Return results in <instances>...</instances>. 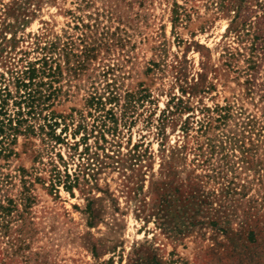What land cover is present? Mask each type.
<instances>
[{
  "label": "rangeland",
  "instance_id": "374dc122",
  "mask_svg": "<svg viewBox=\"0 0 264 264\" xmlns=\"http://www.w3.org/2000/svg\"><path fill=\"white\" fill-rule=\"evenodd\" d=\"M0 204V264H264V0H0Z\"/></svg>",
  "mask_w": 264,
  "mask_h": 264
},
{
  "label": "trees",
  "instance_id": "16d2710c",
  "mask_svg": "<svg viewBox=\"0 0 264 264\" xmlns=\"http://www.w3.org/2000/svg\"><path fill=\"white\" fill-rule=\"evenodd\" d=\"M42 51H44V48H42ZM42 61L44 62L42 67L45 69V66L48 64V62H46L44 59ZM33 67H35V66L30 64L28 66L29 71L35 72V68H33ZM1 133H3V132L1 131ZM11 212H12V210L9 206H3L0 204V218L2 215H5V214L9 215Z\"/></svg>",
  "mask_w": 264,
  "mask_h": 264
}]
</instances>
